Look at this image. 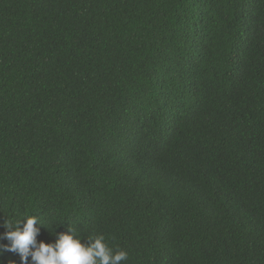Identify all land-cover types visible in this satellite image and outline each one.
Wrapping results in <instances>:
<instances>
[{
    "label": "trees",
    "instance_id": "1",
    "mask_svg": "<svg viewBox=\"0 0 264 264\" xmlns=\"http://www.w3.org/2000/svg\"><path fill=\"white\" fill-rule=\"evenodd\" d=\"M22 214L123 264H264V0H0V233Z\"/></svg>",
    "mask_w": 264,
    "mask_h": 264
},
{
    "label": "clouds",
    "instance_id": "2",
    "mask_svg": "<svg viewBox=\"0 0 264 264\" xmlns=\"http://www.w3.org/2000/svg\"><path fill=\"white\" fill-rule=\"evenodd\" d=\"M38 225L45 227L34 214L5 217L2 221L5 231L0 233V253H18L20 264H123L128 259L127 251L109 247L104 235L89 236L87 242H83V236L70 226L54 243L38 241ZM55 228L56 225L51 230L46 229L53 233Z\"/></svg>",
    "mask_w": 264,
    "mask_h": 264
}]
</instances>
